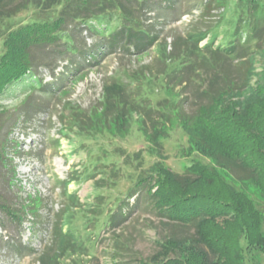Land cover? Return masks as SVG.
Returning <instances> with one entry per match:
<instances>
[{"label":"trees","instance_id":"1","mask_svg":"<svg viewBox=\"0 0 264 264\" xmlns=\"http://www.w3.org/2000/svg\"><path fill=\"white\" fill-rule=\"evenodd\" d=\"M183 1L0 0V28L4 27L0 30V99L6 92L14 91L13 85L19 84L29 90L24 102L33 98L35 89L54 93L66 85L67 73L90 63L94 56L88 58L89 47L77 39L80 25L106 37L103 43L109 53L118 48L129 52L128 45L139 52L155 41L150 31L152 25L145 22L146 14L155 9L179 10ZM213 6L223 8L213 25L184 37L176 36L171 51L166 52L164 45L160 47L165 61L180 60L183 76L196 70V62L211 70L208 82L200 91L205 102L193 114H184L182 122L179 111L178 119L187 134L188 151L209 159L210 164L192 161L181 174L169 169L160 159L133 179L128 192L129 196L138 193L136 202L128 204L118 198L107 207L110 200L104 202L102 194L95 197L93 212L97 216L106 215L103 225H115L117 218L120 222L138 207V199L144 193L151 208L161 217L180 227L194 228L190 236H166L159 242V255L140 259L135 264H246L245 250L264 251V210L255 201L264 202V0H207L202 4V14ZM28 10L30 17L15 23L10 20ZM182 10L174 20L187 13L186 9ZM113 20L117 23L113 24ZM218 28L222 39L214 46ZM208 34V41L199 45ZM57 60L66 61L65 70L50 86L43 83L38 72L40 68H48L53 76ZM228 60L230 63L224 65ZM128 90L122 81L105 80L97 109L87 112L78 104L67 102L63 106L65 114L60 117L61 133L73 132L83 139L98 138L104 133L125 138L136 125L151 153L160 155L157 150L168 129L160 128L150 117L149 105L137 101L142 94L136 97ZM176 101L167 115L164 112L165 119L175 110ZM3 113L5 109L0 106L1 129L5 127ZM4 150L0 141L3 164ZM87 151H93V147ZM94 157L95 164L102 167L106 166L104 160L109 155L105 151ZM8 169L11 176L13 169ZM75 179L72 176L64 182ZM6 181L8 185L12 183L11 178ZM114 183L111 181L110 185ZM250 186L257 195L250 193ZM6 199L0 198V210L13 221L20 223L28 212L32 218L37 217L36 200L21 202L15 208ZM66 213L67 210L61 209L56 214L49 243L37 256L38 264H62L64 256L78 246L77 237L64 228L65 222L61 220ZM0 225L5 229L1 219ZM36 227L33 222L32 229ZM7 243L11 248L17 245L19 254L34 253L20 239Z\"/></svg>","mask_w":264,"mask_h":264},{"label":"rangeland","instance_id":"2","mask_svg":"<svg viewBox=\"0 0 264 264\" xmlns=\"http://www.w3.org/2000/svg\"><path fill=\"white\" fill-rule=\"evenodd\" d=\"M206 1L184 0L179 10L164 12L155 9L147 13L144 19L152 25L150 31L155 41L139 52L128 45L129 52L118 48L109 53L103 43L106 37L80 25L81 31H76L78 42L89 47L87 57L94 58L85 63L84 68L67 73L66 85L50 94L35 89L28 102L24 99L29 90L21 84L13 85L14 91L1 97L0 106L5 109L1 118L5 127L0 128V141L5 149L2 162L6 165L0 162V198H8V204L15 208L21 202L36 200L39 210L35 218L30 212L24 214L20 223L0 210V219L5 225V229L0 225V264H38L37 256L49 243L51 225L61 209L67 210L61 218L65 222L64 228L70 229L78 241V246L64 256L62 264H135L140 259L159 255V242L166 236L193 235V227H180L161 217L151 208L144 193L138 199V207L120 222L117 218L115 225H103L106 215H95L93 208L97 194L105 196L104 202L111 201L107 207L118 198L128 204L136 202L138 193L129 196L128 189L133 185V179L157 160L161 159L169 169L181 174L192 161L210 164L209 159L188 151L187 134L178 119L179 111L182 122L184 114H193L198 105L205 102L200 91L208 82L211 70L196 62V70L183 76L180 60L165 61L160 51L161 45L165 46L166 52L171 51L176 36L184 37L189 32L205 30L215 23L223 8L213 6L202 14V4ZM182 9L187 13L174 20ZM28 17L29 10L10 20L15 23ZM221 30L213 40L214 46L222 39ZM208 38L209 34L199 45L205 44ZM226 63L229 64V60L224 65ZM65 64V60H57L53 76L48 68H40L38 75L43 83L51 86L65 70ZM105 80L122 81L132 95L139 97V93L142 94L137 101L149 105L150 117L160 128L168 129L160 142V150H157L160 155L154 151L151 153L136 125L125 138L104 133L98 138L83 139L73 132L61 133L60 117L65 114L63 106L72 102L87 112L97 109ZM175 101L178 102L175 110L165 119L164 112L167 115ZM147 123L150 125L149 119ZM91 147L93 151H87ZM105 151L109 155L104 160L106 166L99 167L101 164H95L94 156L99 157ZM137 151L140 154L136 156ZM8 167L13 169L11 176ZM72 176L76 179L64 182ZM9 178L10 185L6 181ZM111 181L115 183L110 185ZM249 191L257 195L252 186ZM255 201L264 210V202ZM33 222L37 224L34 230ZM18 239L34 253L26 255L27 250H24L25 254H19L17 245L8 246V240ZM241 243L245 246L243 239ZM245 254L246 264H264V251L245 250ZM168 255L171 257L173 253Z\"/></svg>","mask_w":264,"mask_h":264}]
</instances>
